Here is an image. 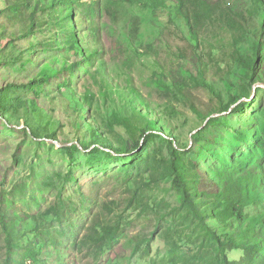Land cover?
I'll return each mask as SVG.
<instances>
[{
    "label": "trees",
    "instance_id": "16d2710c",
    "mask_svg": "<svg viewBox=\"0 0 264 264\" xmlns=\"http://www.w3.org/2000/svg\"><path fill=\"white\" fill-rule=\"evenodd\" d=\"M1 1L0 42L7 39L4 22L14 30L4 50L29 44L15 59L3 54L0 69L27 71L34 60L27 55L46 53L61 66L44 63L26 82L2 84L0 117L11 126L24 120L20 131L46 145L57 136L37 96L45 87L56 92L78 119L79 143L62 149L70 166L80 148L92 169L108 161L97 170L100 183L115 180L122 194L106 201L88 197L72 168L49 178L45 186L55 197L44 209L25 214L23 225L1 216L0 264H47L45 250L71 264H121L104 257L124 240L133 257L150 261L156 238L164 256L149 264H264V0H244L240 8L230 0ZM165 11L168 24L151 30L171 52L170 66L153 41L144 47L140 39ZM105 20L127 33L131 53L122 60L105 58ZM164 29L185 45L173 46ZM19 58L27 60L16 68ZM139 85L166 100L153 105ZM200 90L210 96L205 109L195 97ZM177 106L201 121L190 131L191 144L182 138ZM86 113L93 122L87 136ZM112 161L120 165L109 172ZM140 225L143 231L129 234Z\"/></svg>",
    "mask_w": 264,
    "mask_h": 264
},
{
    "label": "rangeland",
    "instance_id": "374dc122",
    "mask_svg": "<svg viewBox=\"0 0 264 264\" xmlns=\"http://www.w3.org/2000/svg\"><path fill=\"white\" fill-rule=\"evenodd\" d=\"M234 7H242L244 5V0H230ZM5 9L4 3L0 0V12ZM169 15L167 12L159 14L157 17L158 23L153 27L155 28H146L143 30V35L140 37L142 43L147 47L148 42L153 41L155 46L159 50V58L163 64L170 66L169 59L172 56L171 52L167 51L165 44L163 42V37L158 35L155 36L152 33L151 29L161 30L169 22ZM6 26L7 39H3L0 42V57L5 54L8 55L11 59L17 58L20 56L28 47L27 41H19L16 44L8 45L7 49L4 50V47L9 43L11 39V34L13 33V28H11L6 22L3 23ZM173 29V28H172ZM102 36H103V45L106 48L107 55L105 56L107 61H111L114 57L118 59H123L127 57L129 52V47L126 41V34L122 29V26H113L108 21H104L102 27ZM166 33L167 41H170L172 45H185V42L177 36L173 38L171 35L174 32L162 30ZM175 34V33H174ZM176 37V36H175ZM33 58L31 64L27 68V71L21 69L20 72L10 74L7 71L0 69V87L6 82L15 81L18 83L26 82L29 78H33L37 75L39 68L44 64H52L56 68H60V64H57L53 59L56 58V55L51 53L39 54V56H30ZM27 56H24L26 58ZM55 57V58H54ZM21 59V58H19ZM17 62L16 68H21L22 62ZM145 58L141 60L144 62ZM70 63V62H69ZM73 63V62H71ZM138 75V73H137ZM148 75V74H147ZM5 79V80H4ZM4 81V82H3ZM141 84V83H140ZM77 92H84L82 86L79 85V82L76 84ZM256 86L263 87L262 84L258 83ZM219 87L225 92V86L220 84ZM95 89V88H94ZM139 89L142 91V95L153 102V105L161 103L166 100L165 96L159 95L156 92H151L150 88L139 85ZM48 88L45 87V92L41 95H38L40 109L44 111L47 116L46 120L49 121L48 127L52 132H56L57 140H45L46 145H38V141L30 135V133H23L20 131L24 127L23 121L21 120L18 126L9 125L5 120L0 117V218L4 216L6 221L15 220L19 225H23L22 218L25 214H34L38 211L44 209L49 202H52L55 197V192L51 191L45 186V183L49 178H54L58 173H66L70 168L75 171V176L78 178L79 182L83 184L85 188V193L88 194V197H101L103 201L111 199V197H119L122 194V189L116 187V181L110 180L107 183H100V180L103 175L98 173L97 170L102 169L108 161L104 160L102 163L97 162V170L92 169L91 166L86 165L87 151H84L80 148L81 152L76 154L77 162L75 165L70 166L69 159L67 155L62 151L63 147L71 145L70 143H76V128L74 126L75 121H77V116L72 112L66 104L58 98L56 92H49ZM253 93V92H252ZM251 93L250 97H253ZM26 98L31 97V93L27 92L24 94ZM197 98V103L200 108L205 109L206 104H208L210 96L205 91H198L195 93ZM100 102V101H98ZM118 102V101H117ZM100 105L103 108L110 109L114 105L108 103L107 105L104 102H100ZM119 106V105H118ZM117 106V107H118ZM182 112L183 115L179 118L177 123L179 125L184 124L182 138L188 144H191L190 131L198 127L201 124L199 118L192 113L191 111L184 109L182 106H177ZM183 108V109H182ZM141 110H144L141 108ZM81 121V120H80ZM91 114L86 113L82 120V135L87 136V125L91 122ZM175 122V124H177ZM86 124V125H85ZM15 128V129H14ZM11 129H14L11 131ZM119 132H124L122 129H118ZM35 142H33V141ZM86 140L89 141L90 138L86 137ZM98 157H101L99 155ZM99 161V160H98ZM111 163V162H110ZM114 163L108 171L111 172L113 169L120 165V161H112ZM99 182L97 186H93V182ZM77 202H79V197H77ZM85 215H87L85 213ZM143 225H140L136 228H133L129 234L136 235L140 231H143ZM150 231L146 229L145 231ZM1 246V244H0ZM153 250V259L157 260V257L161 259L164 256L165 245L159 238L152 244ZM132 249L130 244L126 240L123 241L121 245L115 248L112 252L104 257L105 263L109 260L117 259L121 264H149V260H143L140 256L133 257ZM236 259H240V255H232ZM42 261H45L47 264H71V260L65 259L61 260L59 255L53 254L49 250H45L44 254L41 257ZM78 264H89L88 260L82 259ZM159 262V261H158Z\"/></svg>",
    "mask_w": 264,
    "mask_h": 264
}]
</instances>
